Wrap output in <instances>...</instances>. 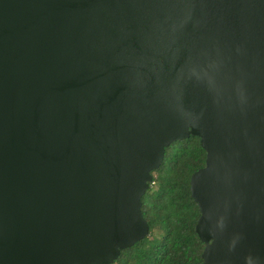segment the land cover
<instances>
[{
    "label": "water",
    "instance_id": "water-1",
    "mask_svg": "<svg viewBox=\"0 0 264 264\" xmlns=\"http://www.w3.org/2000/svg\"><path fill=\"white\" fill-rule=\"evenodd\" d=\"M190 137L204 264H264V0H0V264H113Z\"/></svg>",
    "mask_w": 264,
    "mask_h": 264
},
{
    "label": "trees",
    "instance_id": "trees-1",
    "mask_svg": "<svg viewBox=\"0 0 264 264\" xmlns=\"http://www.w3.org/2000/svg\"><path fill=\"white\" fill-rule=\"evenodd\" d=\"M207 154L198 137L172 144L142 199L149 236L125 250L113 264H204L205 245L196 226L201 212L191 178L205 167Z\"/></svg>",
    "mask_w": 264,
    "mask_h": 264
}]
</instances>
